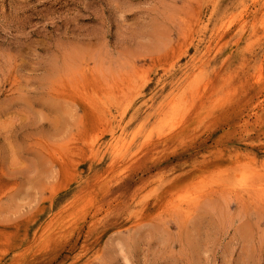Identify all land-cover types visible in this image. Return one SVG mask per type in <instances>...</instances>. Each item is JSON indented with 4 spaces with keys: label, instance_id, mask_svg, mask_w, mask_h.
<instances>
[{
    "label": "rangeland",
    "instance_id": "1",
    "mask_svg": "<svg viewBox=\"0 0 264 264\" xmlns=\"http://www.w3.org/2000/svg\"><path fill=\"white\" fill-rule=\"evenodd\" d=\"M0 264H264V0H0Z\"/></svg>",
    "mask_w": 264,
    "mask_h": 264
}]
</instances>
